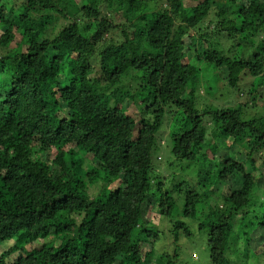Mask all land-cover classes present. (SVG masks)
Instances as JSON below:
<instances>
[{
	"label": "clouds",
	"instance_id": "clouds-1",
	"mask_svg": "<svg viewBox=\"0 0 264 264\" xmlns=\"http://www.w3.org/2000/svg\"><path fill=\"white\" fill-rule=\"evenodd\" d=\"M0 264H264V0H0Z\"/></svg>",
	"mask_w": 264,
	"mask_h": 264
},
{
	"label": "trees",
	"instance_id": "trees-1",
	"mask_svg": "<svg viewBox=\"0 0 264 264\" xmlns=\"http://www.w3.org/2000/svg\"><path fill=\"white\" fill-rule=\"evenodd\" d=\"M65 160H66V161H70V157L66 156V157H65ZM47 222H48V223H54L55 221H53V220H49V221H47ZM65 246H67V244H66Z\"/></svg>",
	"mask_w": 264,
	"mask_h": 264
}]
</instances>
